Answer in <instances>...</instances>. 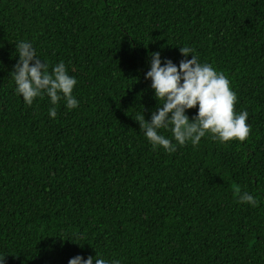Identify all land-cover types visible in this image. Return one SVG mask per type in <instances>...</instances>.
I'll use <instances>...</instances> for the list:
<instances>
[{
	"label": "trees",
	"instance_id": "1",
	"mask_svg": "<svg viewBox=\"0 0 264 264\" xmlns=\"http://www.w3.org/2000/svg\"><path fill=\"white\" fill-rule=\"evenodd\" d=\"M21 40L49 71L65 63L77 108L47 95L29 106L15 92ZM179 46L227 76L234 112L249 114L245 141L206 134L169 153L143 135L138 119L150 122L158 104L150 53L179 65ZM245 191L256 207L239 201ZM96 254L264 264V0H0V257L68 264Z\"/></svg>",
	"mask_w": 264,
	"mask_h": 264
},
{
	"label": "clouds",
	"instance_id": "2",
	"mask_svg": "<svg viewBox=\"0 0 264 264\" xmlns=\"http://www.w3.org/2000/svg\"><path fill=\"white\" fill-rule=\"evenodd\" d=\"M180 52L185 58L179 65L170 59L162 61L159 51L150 53V69L145 79L151 80V89L158 104L152 111L150 122L143 114L138 121L141 132L153 149L162 147L173 153L178 145L186 142L199 144L206 134L222 143L234 139L245 141L251 132V125L247 123L249 114L247 111L234 112L237 94L227 76L212 64L201 63L191 47H180ZM15 54L19 59L10 74L16 85L15 92L27 105L31 106L37 97L47 95L52 105L63 99L69 110L79 106V100L73 95L78 81L69 74L63 61L53 65L49 71L48 62H41L33 43L24 40L16 44ZM189 55L191 59H188ZM193 108L198 110L190 119L186 113ZM49 116H57L55 107L49 108ZM160 129L170 130L171 138L161 134ZM239 201L252 207L258 203L246 191L239 196ZM4 259L5 256L0 257V264H4ZM93 261L95 264H121L120 260L105 259L98 254L86 259L77 255L68 264H93Z\"/></svg>",
	"mask_w": 264,
	"mask_h": 264
}]
</instances>
